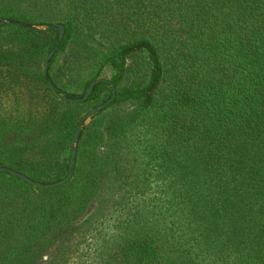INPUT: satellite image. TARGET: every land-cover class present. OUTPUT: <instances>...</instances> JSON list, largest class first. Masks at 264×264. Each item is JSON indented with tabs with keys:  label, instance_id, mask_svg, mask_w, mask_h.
<instances>
[{
	"label": "trees",
	"instance_id": "obj_1",
	"mask_svg": "<svg viewBox=\"0 0 264 264\" xmlns=\"http://www.w3.org/2000/svg\"><path fill=\"white\" fill-rule=\"evenodd\" d=\"M0 264H264V0H0ZM49 64L60 92L44 75ZM61 58L59 66L57 61ZM118 215L113 222L111 217Z\"/></svg>",
	"mask_w": 264,
	"mask_h": 264
},
{
	"label": "water",
	"instance_id": "obj_2",
	"mask_svg": "<svg viewBox=\"0 0 264 264\" xmlns=\"http://www.w3.org/2000/svg\"><path fill=\"white\" fill-rule=\"evenodd\" d=\"M3 22H8V23L13 24V25L18 26V27L37 28L39 30L47 29L46 25L24 24V23H21V22H18V21H14L12 19H0V24H2ZM54 27H57L59 29V35H58V38H57V42H56L55 48L49 52L48 57H47V59L45 61V64H44L43 71H44L45 78H46L47 82L49 83L50 87L52 88V90L55 93H59V95L61 97L67 98V99H69L71 101H75V102L84 101L92 94V92L94 90V87H95V85L97 83H99L101 81H108V80L103 79V78H99V79L94 80L91 83V85L88 88V90L80 98H68V95H67L66 92H62V91L60 92L59 88L55 86V83L53 82V80L50 77L49 64H50V61H51V59H52L57 47L59 46V44H60V42H61V40H62V38L64 36L65 27H64V24H62V23H55V24H51L50 25V28H54ZM112 91H113V93H112V96L109 98V100L106 103L100 104V105L94 107L92 110H90V112L84 118V124L83 125L80 124L78 126V129H77L75 137H74V144H73L72 153H71V162L69 164V172H68L66 177H64L61 180L52 182V183H42V182H37L34 179H32V178L28 177L27 175H25L24 173L16 171V170H14L12 168H7V167L0 166V171L1 172L8 171L9 173L17 176L18 178L28 182L29 184H31V185H33L35 187H39V188H53V187H56V186L63 185L65 183H67L68 181H70V179H71V177L73 175V169H74V166H75V159L77 157L78 141H79L82 129H83L84 125H88L91 122V120L93 118V115L97 111H99L102 108H104L105 106L109 105L114 100V98L116 97V88H115L114 85L112 86Z\"/></svg>",
	"mask_w": 264,
	"mask_h": 264
},
{
	"label": "rangeland",
	"instance_id": "obj_3",
	"mask_svg": "<svg viewBox=\"0 0 264 264\" xmlns=\"http://www.w3.org/2000/svg\"><path fill=\"white\" fill-rule=\"evenodd\" d=\"M60 62H61V58H59V60L57 61V63H56V66H59L60 65ZM92 121V120H91ZM118 215H113L112 217H111V222H113V220H115V218L117 217Z\"/></svg>",
	"mask_w": 264,
	"mask_h": 264
}]
</instances>
